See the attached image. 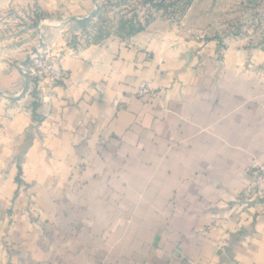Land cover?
Wrapping results in <instances>:
<instances>
[{"label": "crops", "instance_id": "crops-1", "mask_svg": "<svg viewBox=\"0 0 264 264\" xmlns=\"http://www.w3.org/2000/svg\"><path fill=\"white\" fill-rule=\"evenodd\" d=\"M49 61L0 63V264H264L263 48L156 21Z\"/></svg>", "mask_w": 264, "mask_h": 264}, {"label": "rangeland", "instance_id": "rangeland-1", "mask_svg": "<svg viewBox=\"0 0 264 264\" xmlns=\"http://www.w3.org/2000/svg\"><path fill=\"white\" fill-rule=\"evenodd\" d=\"M54 1L59 10L52 12L44 9L41 0H20L0 9V63H27L23 68H31L36 60L49 64L54 54L125 40L156 21L168 24L188 42H213L225 50L238 44L264 49V0ZM57 15L63 16L59 35L48 37L43 23ZM45 40H59L64 51L49 49ZM45 81L32 83L39 86Z\"/></svg>", "mask_w": 264, "mask_h": 264}, {"label": "built area", "instance_id": "built-area-1", "mask_svg": "<svg viewBox=\"0 0 264 264\" xmlns=\"http://www.w3.org/2000/svg\"><path fill=\"white\" fill-rule=\"evenodd\" d=\"M22 72L24 75H26V77L33 78L31 79L32 81L36 80L39 82L40 80L41 82V81H45L46 79H50V81L53 84L61 83L65 77V72L56 71L51 66H49V64L39 60H36L31 68H29V66L24 67L22 69ZM137 96L139 98H145V97L154 98L156 97V93L153 91L151 83L144 82L140 86ZM254 174L257 177V182L261 185V189L259 191L264 194V165L257 167L254 171Z\"/></svg>", "mask_w": 264, "mask_h": 264}, {"label": "water", "instance_id": "water-1", "mask_svg": "<svg viewBox=\"0 0 264 264\" xmlns=\"http://www.w3.org/2000/svg\"><path fill=\"white\" fill-rule=\"evenodd\" d=\"M26 65H27V63H24V64H23V66H26Z\"/></svg>", "mask_w": 264, "mask_h": 264}, {"label": "trees", "instance_id": "trees-1", "mask_svg": "<svg viewBox=\"0 0 264 264\" xmlns=\"http://www.w3.org/2000/svg\"><path fill=\"white\" fill-rule=\"evenodd\" d=\"M141 31H143V30H141ZM141 31H140V32H141ZM137 33H139V32H136L135 34H137ZM135 34H134V35H135Z\"/></svg>", "mask_w": 264, "mask_h": 264}]
</instances>
